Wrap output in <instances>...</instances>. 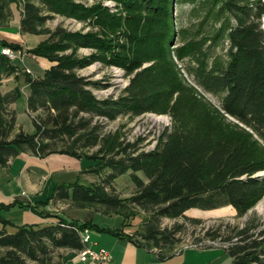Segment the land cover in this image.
Masks as SVG:
<instances>
[{
  "label": "trees",
  "instance_id": "1",
  "mask_svg": "<svg viewBox=\"0 0 264 264\" xmlns=\"http://www.w3.org/2000/svg\"><path fill=\"white\" fill-rule=\"evenodd\" d=\"M23 1L21 30L49 34V39L28 51L46 57L53 64L41 77L28 74L26 77L30 85L28 111L31 115L36 113L32 115L34 133L23 128L13 133L16 110L12 104L21 95L20 87L7 92L0 89V166L18 155L24 144L40 157L59 152L97 159L94 172L111 169L103 182L61 184L54 190L56 196L80 207L104 206L115 211L135 205L148 216L141 230L133 233H126L121 227L100 228L91 220L78 222L56 215L55 221L45 225H17L4 212L21 203L0 202V264H61L55 260V251L83 248L80 231L86 227L125 237L156 250L165 259L176 253V233L184 224L161 227V218L184 217L198 223L202 220L185 214L188 209H211L227 204L234 206L241 216L263 197L264 175L258 173L264 171V146H257L252 133L238 123L232 126L226 115L248 127L264 143V0H225L223 7L235 19L229 30L230 58L226 64L218 60L208 64L204 46L197 42L181 48L184 52L176 48L179 58L190 56L194 60L191 70L198 85L222 95L220 107L195 95L188 106L181 99H174L177 84L173 78L166 80L164 71L157 74L155 66L138 69L141 65L136 66L134 60H123L125 53L119 54L114 46L126 49L137 38L144 37L140 26L128 22L136 18L123 20L105 7H85L72 0ZM116 1L128 13L145 10L150 16L160 17L164 31L155 32L154 36L170 34L172 2L179 0ZM48 12L88 20L103 30L123 34L126 39L114 44V37L105 40L94 32H71L60 25L49 29L45 26L51 17ZM0 45L22 48L5 40ZM80 46L95 47L102 52L80 56L76 52ZM95 59L125 65L128 72L135 71L125 94L115 99L95 96L89 87L93 82L79 73L80 68ZM17 70L0 51V84L3 77ZM145 112H167L172 117V125L164 133L165 140L150 152H138L133 143L124 144L119 133L102 135V125L95 120L96 116L111 120L121 114ZM91 148H96L95 153L87 152ZM128 170L132 171L136 189L128 198H122L108 187ZM7 226L15 227V231L9 232ZM206 234L213 239L222 236L218 230L207 229ZM222 239L228 243L223 248L231 257L229 264H264V221L252 218L244 226L232 228Z\"/></svg>",
  "mask_w": 264,
  "mask_h": 264
},
{
  "label": "rangeland",
  "instance_id": "2",
  "mask_svg": "<svg viewBox=\"0 0 264 264\" xmlns=\"http://www.w3.org/2000/svg\"><path fill=\"white\" fill-rule=\"evenodd\" d=\"M72 1L85 7L94 5L105 7L108 9L109 13L117 14L122 17L123 20L136 18V20L128 22H134L140 26L139 29H141L142 36L144 37L141 36L142 38H137V41L129 44L126 49L118 47V45L114 46V49H116L119 54L125 53V58H123V60H127V62L134 60L136 66L141 65L138 69L146 66L153 67L154 69L155 66L158 71L155 69L154 71L157 74L160 72L163 73L164 71L166 80H168V77L173 78L177 84L178 92L175 93L174 99L177 97L188 106H190L194 95L198 98L202 96L203 100H208L217 107L221 106L222 95L204 90L198 85L191 70L192 66L195 64L194 60H192L190 56L179 58L176 48H180V50L184 52V49L181 48L186 47V45L192 41L197 42L203 44L207 54L206 58L208 64H211L214 60L226 64L230 58L229 30L230 26L235 22V19L226 8L223 7L225 0H179L177 3L173 1L172 13L170 16L173 27L169 29L170 34L167 37L165 34L164 36L153 35L155 32H159L158 34H160V31H164L162 28L163 24L160 17L156 15L150 16L145 10H141V12L139 11L138 13H136V11H129L130 13H128L126 8L116 0ZM49 14L51 17L47 19L45 24L49 29H55L60 25L71 32H94L105 40H107L106 38L108 37H114V44L118 42L117 40L122 43L126 39L123 34H114V31L111 33L109 30H103V28L98 25L90 24L88 20L78 19L74 16L55 12H50ZM128 14L131 15L127 17ZM41 34L43 35L41 41L49 39V34ZM70 50L71 48L66 51ZM76 50L77 54L80 56H90L92 53L102 52L101 49L90 46H80ZM16 51L20 52L21 57L19 58L22 59L23 52L19 49H16ZM107 56L109 57L108 52ZM10 60L12 61L14 59ZM19 70H21V68ZM24 72L28 75L32 74V72L27 71V69ZM79 73L93 82L89 87L98 99H115L125 94V90L130 84L135 71L128 72L125 65L108 63L103 59H95L85 67L80 68ZM23 111H25V109H23ZM23 114H25L23 116L28 119L27 114L24 112ZM35 114L36 113L32 115ZM226 117V121L232 126L238 123V125L250 131L252 133L251 136L256 140L255 144L257 146H264L263 141L253 133L252 130L235 118L227 115ZM95 120L102 125V135L119 133L121 134L120 140H122L124 144H135L134 148H136L138 152H150L159 148L166 138V136H164L165 131L172 125V117L167 112H145L139 115H131L130 113L121 114L117 118L111 120L105 116H96ZM95 150L96 148H91L88 149L87 152L91 154L95 153ZM81 160L82 162L84 161V165L82 164L80 175H84L85 183H88L92 178L93 182H103L111 171L109 168H103L100 172H94L93 168L98 162L97 159L84 157L81 158ZM137 173L144 180H147V177L142 171H138ZM258 174L264 175V171ZM59 185L60 184L55 185L54 189ZM135 189L136 185L133 181L131 170L117 176L111 183V186L108 187L109 191L113 190L122 198L131 196ZM54 198L56 203L50 200L51 197L36 202L28 199L26 204L17 198L14 200H18L21 203L18 205L19 207L28 206L33 212L39 214L41 213L38 210L42 213H50L46 208L47 205H49L54 212H61L69 217L74 214L76 216L84 214L85 221L90 220L92 215L97 213L98 216L102 218H112L114 223H118L121 225L122 229L126 228L131 233L141 230L143 220L148 216L146 211L135 205H127L122 211H115L104 206L80 207L67 199L59 198L58 196ZM263 202L264 195L251 209L241 216L237 214L236 208L231 204L211 209L192 207L188 209L185 214L188 217L199 218L202 222H190L184 217H163L161 218L160 224L161 227L169 228H172L176 223L184 224V227L176 233V237H178L176 252H180L189 247L206 248V246H210L216 248V250L224 256L221 260L216 259L214 264H229L230 255L226 253L223 248L224 241L222 236L224 237L230 234V231L235 226H244L248 220L252 218L264 221V213L259 209V204ZM53 215L54 217L55 215L57 216V214L43 216L52 217ZM207 229L218 230L222 236L213 239L210 235L206 234ZM254 231H257V229H254ZM64 252V249L58 248L55 251V260L62 263Z\"/></svg>",
  "mask_w": 264,
  "mask_h": 264
},
{
  "label": "crops",
  "instance_id": "3",
  "mask_svg": "<svg viewBox=\"0 0 264 264\" xmlns=\"http://www.w3.org/2000/svg\"><path fill=\"white\" fill-rule=\"evenodd\" d=\"M23 16V0H0V41L5 40L19 44L22 46L19 50L23 52V60L19 57L12 60L18 70L3 77L0 89L3 92H7L15 86L20 87L21 95L12 104L16 110V126L13 133L19 128H23L29 133H34L36 127L27 107L30 85L26 81L27 74L24 71L28 68L32 72L30 76L34 78L41 77L53 62L28 51V49L36 46L43 39V35L23 32L21 30ZM20 68L21 70H19ZM23 112L27 114L28 119L23 116L25 115ZM82 164L84 165V161L82 162L81 158L66 153L52 152L40 157L28 145L24 144L18 155L11 158L6 165L0 166V202H11L17 198L26 204L28 199L36 202L51 197L50 200L56 203L54 201L56 196L54 193L55 185L77 181L84 184L93 182L92 178L88 183H85L84 175H80ZM46 208L50 214H57V216L68 220L85 221L84 214L78 216L74 214L69 217L61 212H54L49 205ZM4 213L8 219L17 225L32 223L45 225L57 219L54 216L44 217L42 214L33 212L28 206L19 207L17 205ZM90 220L100 228L121 227L118 223H114L112 218L105 219L98 216L97 213H94ZM6 229L9 232L15 231L13 226H7ZM123 230L126 233H131L126 228ZM90 231L91 240L88 245L96 249L105 248L109 250L114 264H214L216 259L221 260L224 257L214 247H189L165 259H161L156 250L139 246L120 235L102 231L96 227L90 228ZM62 249L65 252L61 264H95L94 262L81 261L77 256V249Z\"/></svg>",
  "mask_w": 264,
  "mask_h": 264
},
{
  "label": "built area",
  "instance_id": "4",
  "mask_svg": "<svg viewBox=\"0 0 264 264\" xmlns=\"http://www.w3.org/2000/svg\"><path fill=\"white\" fill-rule=\"evenodd\" d=\"M1 53L6 54L10 59L21 57L20 52H17L12 47L6 45L0 49ZM27 71H30L27 68ZM81 241L84 244L83 248L77 249V256L81 261L94 262L95 264H114L112 261V254L105 248H92L88 245L91 240L90 228L86 227L80 231ZM224 243L223 245H227ZM197 246V245H196Z\"/></svg>",
  "mask_w": 264,
  "mask_h": 264
},
{
  "label": "bare ground",
  "instance_id": "5",
  "mask_svg": "<svg viewBox=\"0 0 264 264\" xmlns=\"http://www.w3.org/2000/svg\"><path fill=\"white\" fill-rule=\"evenodd\" d=\"M259 209H260V211H262L264 213V202L259 204Z\"/></svg>",
  "mask_w": 264,
  "mask_h": 264
}]
</instances>
